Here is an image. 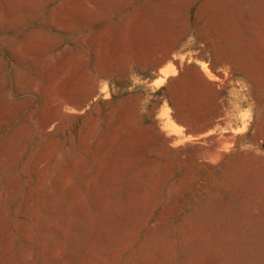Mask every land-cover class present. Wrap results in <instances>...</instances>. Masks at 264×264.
<instances>
[{"label":"rangeland","instance_id":"374dc122","mask_svg":"<svg viewBox=\"0 0 264 264\" xmlns=\"http://www.w3.org/2000/svg\"><path fill=\"white\" fill-rule=\"evenodd\" d=\"M0 264H264V0H0Z\"/></svg>","mask_w":264,"mask_h":264}]
</instances>
